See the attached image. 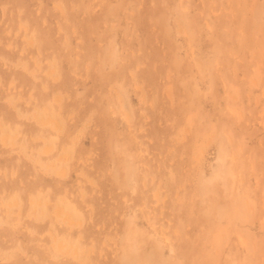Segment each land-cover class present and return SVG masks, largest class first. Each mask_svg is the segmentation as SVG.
<instances>
[{
    "label": "rangeland",
    "instance_id": "374dc122",
    "mask_svg": "<svg viewBox=\"0 0 264 264\" xmlns=\"http://www.w3.org/2000/svg\"><path fill=\"white\" fill-rule=\"evenodd\" d=\"M0 264H264V0H0Z\"/></svg>",
    "mask_w": 264,
    "mask_h": 264
},
{
    "label": "bare ground",
    "instance_id": "6f19581e",
    "mask_svg": "<svg viewBox=\"0 0 264 264\" xmlns=\"http://www.w3.org/2000/svg\"><path fill=\"white\" fill-rule=\"evenodd\" d=\"M180 22V21H179ZM119 96V95H118ZM120 97V96H119ZM124 106V105H123ZM124 108V107H123ZM127 110V109H126ZM38 118V117H37ZM42 120H43V122H45V123H52V124H57V121L51 116V115H49V114H46L44 117H42L41 118ZM41 119H39V120H41ZM8 136L10 137V135H9V133L7 132V131H5V130H3V133H2V137H3V139H8ZM11 138H12V135H11ZM44 148V147H43ZM49 147H46V150L48 149ZM44 151H45V149H44ZM63 157H64V155H63ZM66 157V156H65ZM65 159V158H64ZM52 165V164H51ZM50 166V165H49ZM49 166H47V167H49ZM53 166V165H52ZM60 166V165H59ZM53 169H54V167H52ZM61 168V167H60ZM62 169V168H61ZM45 171V170H44ZM52 171V170H51ZM56 172H64V169L62 170V171H56ZM58 174V173H57ZM60 174V173H59ZM63 173H61V175H62ZM59 176V175H58ZM39 199V198H38ZM30 202H31V204L34 206V207H39L40 209H41V213H43V208H44V203H42V202H40L39 200H37V199H33V200H30ZM57 202V201H56ZM43 204V205H42ZM32 206V207H33ZM32 211H34L33 209H31ZM30 210V211H31ZM9 213V211H7V214ZM53 213H54V215L56 216V217H59L60 219H62V221H66V222H68L70 225H71V223H73V221H72V219H71V217H70V213H69V210L67 209V208H65V206L64 205H62V204H56L55 206H54V208H53ZM34 216H35V214H33ZM46 216V215H45ZM34 218V217H33ZM74 221H75V219H74ZM71 222V223H70ZM69 225V227H71ZM46 233H47V231H45ZM50 233H52L51 231H50ZM52 235V234H51ZM79 238V237H78ZM56 248H57V250H59L60 252H61V250L64 248V244L62 243V242H60V241H57L56 243ZM74 249H72V251H73ZM71 251V252H72ZM65 252V251H64ZM76 252V251H75ZM77 253V252H76ZM76 257V256H75Z\"/></svg>",
    "mask_w": 264,
    "mask_h": 264
}]
</instances>
